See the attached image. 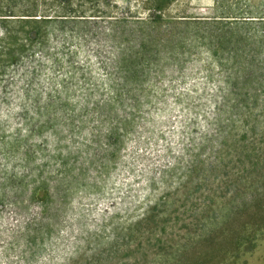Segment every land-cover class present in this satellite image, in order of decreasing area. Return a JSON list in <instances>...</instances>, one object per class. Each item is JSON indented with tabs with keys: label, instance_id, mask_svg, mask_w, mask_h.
<instances>
[{
	"label": "rangeland",
	"instance_id": "rangeland-1",
	"mask_svg": "<svg viewBox=\"0 0 264 264\" xmlns=\"http://www.w3.org/2000/svg\"><path fill=\"white\" fill-rule=\"evenodd\" d=\"M186 7L0 0V264H264V27L212 53Z\"/></svg>",
	"mask_w": 264,
	"mask_h": 264
},
{
	"label": "trees",
	"instance_id": "trees-1",
	"mask_svg": "<svg viewBox=\"0 0 264 264\" xmlns=\"http://www.w3.org/2000/svg\"><path fill=\"white\" fill-rule=\"evenodd\" d=\"M215 3V15L210 18L202 19L182 17L179 19L176 25L181 26L184 29L182 32L184 36L181 38L182 42L187 43L185 41L189 40L187 38L188 35L193 34L196 36L198 34L199 40L201 42L200 44L205 45L206 47L208 46L210 52L219 53V50H226L227 53H232V50H234V48L238 49L239 44V41L235 40L234 35L235 33H237L235 32V29H237L236 27L249 25L264 27V13L257 14L252 12V5L246 4L244 8L240 10L237 7L239 12L237 11L233 14H226L225 12H222V10L220 11V9L218 8L217 0H215ZM223 28H229L230 30L223 32ZM171 39L175 41V39H173V36L171 38L170 35H168L167 37H159L158 41H156L154 44H159L162 48H166L167 46H169L168 44H171L170 49H172L176 46V42L169 41ZM191 41L188 43H192ZM148 44L149 41H140L139 47H141V51L140 53H138L139 55L134 54L138 58V61L135 59H130L128 53H124V55H122L121 69L125 79H131L132 77H134L136 75L135 68L139 65L143 63H145V65H151L156 62L158 53L156 52V50H154L153 53L156 54L152 55V53L149 52L150 46ZM230 80L233 81V83H231V88H233V90H236V86H238L237 75L232 76ZM240 96L241 95H239V97Z\"/></svg>",
	"mask_w": 264,
	"mask_h": 264
},
{
	"label": "crops",
	"instance_id": "crops-1",
	"mask_svg": "<svg viewBox=\"0 0 264 264\" xmlns=\"http://www.w3.org/2000/svg\"><path fill=\"white\" fill-rule=\"evenodd\" d=\"M252 1L250 0V2ZM186 3L187 7L184 17L206 19L215 15V0H186Z\"/></svg>",
	"mask_w": 264,
	"mask_h": 264
}]
</instances>
